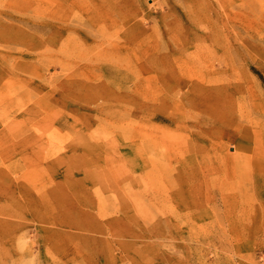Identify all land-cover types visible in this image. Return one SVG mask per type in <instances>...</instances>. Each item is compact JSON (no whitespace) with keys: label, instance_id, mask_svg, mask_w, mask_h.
Wrapping results in <instances>:
<instances>
[{"label":"rangeland","instance_id":"rangeland-1","mask_svg":"<svg viewBox=\"0 0 264 264\" xmlns=\"http://www.w3.org/2000/svg\"><path fill=\"white\" fill-rule=\"evenodd\" d=\"M260 2L0 0V264H264Z\"/></svg>","mask_w":264,"mask_h":264},{"label":"bare ground","instance_id":"bare-ground-1","mask_svg":"<svg viewBox=\"0 0 264 264\" xmlns=\"http://www.w3.org/2000/svg\"><path fill=\"white\" fill-rule=\"evenodd\" d=\"M262 1V0H260ZM255 13V15L258 17L260 16V14L262 12H264V2L261 3L260 2V6L259 8H255V10L253 11ZM12 41H16V42H20V43H24L28 46H30L31 48H39L41 46H43L45 43H47V38H45V36H40L37 37L33 34H28V33H16L12 35ZM207 84H209L207 82ZM209 89H212L214 91V93L217 95V97H219V102H220V105L217 106L218 110L220 111V108L223 109L222 112H218V114H215L216 116H219L220 118H224V119H233V103H232V100H231V96L228 94V93H225L223 96L222 95V92H221V87L220 86H217V87H214V86H209L208 87ZM217 110V109H216ZM205 119V122H211V123H215L214 121H210L208 120V118H204ZM170 122L173 120L172 118H169L168 119ZM231 137V136H230ZM145 169V167H144ZM145 178V177H144ZM146 181V179L143 181V183ZM144 185L146 186V184L144 183ZM147 187V186H146ZM146 187L144 189H146ZM146 192V191H145ZM144 192V194H145ZM262 197H264V191L262 192Z\"/></svg>","mask_w":264,"mask_h":264}]
</instances>
